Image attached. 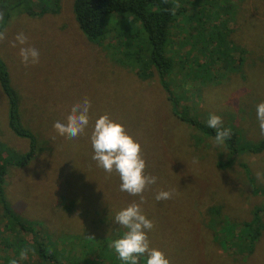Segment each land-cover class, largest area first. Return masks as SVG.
I'll list each match as a JSON object with an SVG mask.
<instances>
[{
  "label": "rangeland",
  "instance_id": "1",
  "mask_svg": "<svg viewBox=\"0 0 264 264\" xmlns=\"http://www.w3.org/2000/svg\"><path fill=\"white\" fill-rule=\"evenodd\" d=\"M20 1L0 0L6 14L0 60L19 95L20 123L37 138V154L24 167L8 168L5 200L30 228L12 226L0 200V262L10 264L4 260L15 255L5 240L18 238L29 249L19 264L42 258L46 264H126L111 246L126 231L114 217L140 197L120 191L119 175L92 159V127L107 113L139 141L145 174L157 177L143 193V212L155 224L147 233L151 248L170 264H264V228L255 243L244 230L258 208L257 224H264V151L248 150L264 140L257 119L264 102V0H176L186 10L171 25L168 54L174 52L181 69L166 77L168 87L154 68L152 76L141 69L146 59L138 53L149 57V42L133 41L128 49L119 39L117 48L112 32L103 49L80 30L75 0ZM55 5L57 12L39 13ZM20 32L39 50L38 64L25 67L19 45L11 47ZM85 97L91 101L85 133L61 136L54 123L66 122ZM210 114L231 129L238 154L180 118L208 127ZM29 148L30 140L10 127L0 85V156L9 165ZM161 190L172 198L157 201ZM146 260L140 256L138 264Z\"/></svg>",
  "mask_w": 264,
  "mask_h": 264
},
{
  "label": "trees",
  "instance_id": "2",
  "mask_svg": "<svg viewBox=\"0 0 264 264\" xmlns=\"http://www.w3.org/2000/svg\"><path fill=\"white\" fill-rule=\"evenodd\" d=\"M5 1V0H3ZM18 4L21 5V1L18 0ZM57 5L52 6L48 10L47 6L40 11V14H44L48 11L57 12ZM186 10V6H177L176 0H75L74 3V13L76 22L82 31V33L87 37V39L101 46L103 49L110 47V44H105V41L109 38L112 32L113 37L111 42L116 38L114 44H111L114 47H120L121 41L117 43V40L121 39L125 42V46L128 47L133 41H139L140 46L144 42H149L151 44V51L148 55L144 56L142 49L138 55L146 59V62L142 65L141 69H145L146 72H149L152 76L151 68H154L157 72V75L160 79L161 84L163 83L165 87H168L166 82V77L170 72H174L180 66H177L173 62V57L168 54V48L171 45V25L177 19L180 14H183ZM32 13V8L30 9ZM6 14L3 19H5ZM139 22V25H138ZM126 26L124 31H121L120 26ZM207 26L213 25V23H206ZM5 25L0 26V31ZM200 28L196 29V35H198ZM117 44V45H115ZM116 48V51L118 50ZM205 47H200V50H205ZM127 51H125L126 53ZM177 53V51H176ZM196 55V54H195ZM243 54L239 53V59ZM120 59V58H118ZM181 69V67H180ZM155 73V72H154ZM141 77V76H140ZM0 85L2 90L9 99L10 104V127L15 132L16 135L30 140V150L26 154L17 159L16 162L12 164H7L5 159L0 156V200L3 203V209L10 220L12 226L19 227L21 230L29 232L27 221L23 218H20L18 214L13 212L8 206L7 201L4 197V185L6 182V176L9 171L10 166L24 167L29 164L37 154V138L27 129L23 128L20 123L19 117V95L17 90L10 84V79L8 76V71L6 65L0 60ZM176 114H179L178 111H175ZM187 123L196 125L198 128H204L209 133L216 135V130L210 127H206L204 124H200L193 119H188L180 117ZM226 145L231 150L233 154H238L240 149L236 147V137L232 133L231 137L225 140ZM249 151L254 153H261L264 151V140L259 144L249 147ZM5 162V163H4ZM250 175V174H248ZM253 182V178H251ZM262 209L258 208L254 212V219L251 223L246 222L245 233L250 232L251 239L255 243L261 235V231L264 228V224H257L262 221L259 218V213ZM18 241L22 239H6L5 244L10 246L15 251V255L12 258L18 260L20 263L24 260H19L20 249H23V246L18 244ZM252 248V246H251ZM20 250V252L18 251ZM43 260L39 259L36 261L34 259V264H46L45 258ZM6 263H10L9 258L4 260ZM1 264L3 262H0Z\"/></svg>",
  "mask_w": 264,
  "mask_h": 264
},
{
  "label": "clouds",
  "instance_id": "3",
  "mask_svg": "<svg viewBox=\"0 0 264 264\" xmlns=\"http://www.w3.org/2000/svg\"><path fill=\"white\" fill-rule=\"evenodd\" d=\"M2 20L3 13L0 12V21ZM5 38V31H0V42ZM18 45V55L25 67L39 63V50L28 45V37L23 32L18 33L11 42L13 48ZM90 108L91 101L87 97L82 102H76L71 107L66 122L56 121L53 125L54 129L68 139H75L84 134L91 119ZM257 119L260 133L264 136V102L257 105ZM206 123L208 127L216 130L215 143L223 144L231 137V129L223 127L221 116L210 114ZM90 141L94 151L92 159L97 165L109 174L115 172L119 175L121 181L119 190L140 197L139 202L133 201L115 214L114 222L126 231L120 238L114 240L111 246L126 264H138V258L145 254H147L146 264H170L162 250L150 247L147 235L155 224L143 212L142 205L145 202L143 193L156 183L157 177L145 174L147 165L142 155L141 144L127 132L120 121L110 118L107 113L100 115L94 121ZM197 162L198 158L194 157L193 163ZM172 195L171 191L161 190L157 192L155 199L168 200ZM28 251L29 249L21 250L19 260L26 259ZM10 264H19V261L13 259Z\"/></svg>",
  "mask_w": 264,
  "mask_h": 264
}]
</instances>
